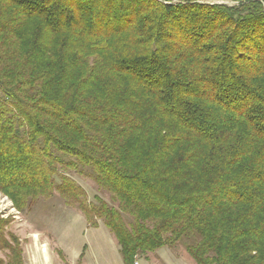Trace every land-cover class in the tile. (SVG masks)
<instances>
[{
	"label": "trees",
	"instance_id": "trees-1",
	"mask_svg": "<svg viewBox=\"0 0 264 264\" xmlns=\"http://www.w3.org/2000/svg\"><path fill=\"white\" fill-rule=\"evenodd\" d=\"M179 1L0 0V193H59L125 264L184 237L197 264H264V0Z\"/></svg>",
	"mask_w": 264,
	"mask_h": 264
},
{
	"label": "rangeland",
	"instance_id": "rangeland-1",
	"mask_svg": "<svg viewBox=\"0 0 264 264\" xmlns=\"http://www.w3.org/2000/svg\"><path fill=\"white\" fill-rule=\"evenodd\" d=\"M200 1L238 3V0ZM66 159L70 161L71 157ZM88 172V169L84 174L71 170L67 174L84 188L90 201L97 202L99 198L119 208L112 194L100 189ZM124 216L127 222L131 221L128 215ZM0 219L7 221L4 228L7 241L13 243L10 235L19 239L24 264H125L117 239L105 223L99 220L98 226L91 227L85 214L79 208L67 206L57 192L51 197L37 198L24 210H19L9 196L0 193ZM192 242L193 239L184 237L159 252L140 255L136 261L140 264H194L187 249ZM8 262L9 250L0 249V264Z\"/></svg>",
	"mask_w": 264,
	"mask_h": 264
},
{
	"label": "built area",
	"instance_id": "built-area-1",
	"mask_svg": "<svg viewBox=\"0 0 264 264\" xmlns=\"http://www.w3.org/2000/svg\"><path fill=\"white\" fill-rule=\"evenodd\" d=\"M205 2H207V1H205ZM166 3H170V2H166ZM210 3H213V4H215V3H219V4H227V5H236V4H238V3H235V4H229V3H224V2H222V1H215V2H210ZM135 264H138V263L136 262Z\"/></svg>",
	"mask_w": 264,
	"mask_h": 264
},
{
	"label": "crops",
	"instance_id": "crops-1",
	"mask_svg": "<svg viewBox=\"0 0 264 264\" xmlns=\"http://www.w3.org/2000/svg\"><path fill=\"white\" fill-rule=\"evenodd\" d=\"M163 248H166V247H161V248H159L158 250H156L155 252H159V250H160V249H163ZM151 253H153V252H151ZM168 255H169L170 259L173 258V256H172L171 254H168ZM161 257H162V256H161ZM192 258H193V257H192ZM193 260H194V259H193ZM136 262H137L138 264H140L138 260H137ZM194 262H195V260H194ZM194 264H197V263L195 262Z\"/></svg>",
	"mask_w": 264,
	"mask_h": 264
}]
</instances>
